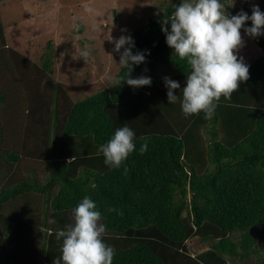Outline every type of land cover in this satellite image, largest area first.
Wrapping results in <instances>:
<instances>
[{"label":"trees","instance_id":"16d2710c","mask_svg":"<svg viewBox=\"0 0 264 264\" xmlns=\"http://www.w3.org/2000/svg\"><path fill=\"white\" fill-rule=\"evenodd\" d=\"M186 12L172 2L150 15L126 37L114 88L77 101L53 81L51 51L32 63L1 46L0 109L20 92L26 121L8 123L16 109L0 119V264H231L256 253L264 36L245 9L242 30L262 53L227 75L182 38ZM195 237L208 247L191 253Z\"/></svg>","mask_w":264,"mask_h":264},{"label":"rangeland","instance_id":"374dc122","mask_svg":"<svg viewBox=\"0 0 264 264\" xmlns=\"http://www.w3.org/2000/svg\"><path fill=\"white\" fill-rule=\"evenodd\" d=\"M172 2H180L187 11V16H177L182 38L198 55L202 50L210 51L227 73L244 67L262 53L242 26L243 12L248 9L264 36V0H0L3 32L0 48L8 45L32 63H40L45 52L51 51L53 81L77 101L100 90L114 88L116 74L125 60L126 37L150 15ZM47 42L51 43L50 48ZM170 44L172 52L180 48L173 42ZM159 75L169 74L161 68ZM13 98L17 101L16 107L2 106L0 119L2 122L4 114L9 117L6 110L16 109L8 121L15 127L18 122L26 121V102L20 92ZM13 98L9 104L15 102ZM25 99L29 102L27 93ZM29 164V160L22 159L14 166L25 174ZM19 203L18 207L26 204ZM8 208L13 210L11 206ZM23 208H19V213ZM29 211L34 213L33 209ZM81 219L94 232L98 231L99 224L84 217ZM253 232L257 237L256 253L241 260L227 257L231 264H259V259L264 258V226H256ZM187 243L191 253L208 247V243L198 237Z\"/></svg>","mask_w":264,"mask_h":264},{"label":"water","instance_id":"95a60500","mask_svg":"<svg viewBox=\"0 0 264 264\" xmlns=\"http://www.w3.org/2000/svg\"><path fill=\"white\" fill-rule=\"evenodd\" d=\"M179 29L177 23L174 24L173 31L169 34V37L176 39L178 37Z\"/></svg>","mask_w":264,"mask_h":264},{"label":"crops","instance_id":"0c3cea01","mask_svg":"<svg viewBox=\"0 0 264 264\" xmlns=\"http://www.w3.org/2000/svg\"><path fill=\"white\" fill-rule=\"evenodd\" d=\"M8 46V45H7ZM235 72V71H234ZM225 73L228 75V74H230V73H227L226 71H225ZM231 73H233V72H231ZM59 84V83H58ZM60 85V84H59ZM61 86V85H60ZM62 87V86H61ZM204 140V139H203ZM37 206H38V208H42L44 205H43V201H40V202H38L37 203ZM41 216H43L42 214H40V217H39V221H38V224H40L41 225ZM41 229V228H40ZM42 229H46L45 227H42Z\"/></svg>","mask_w":264,"mask_h":264}]
</instances>
